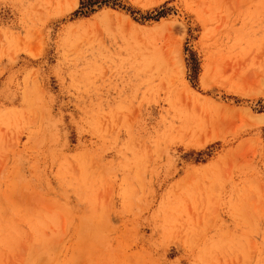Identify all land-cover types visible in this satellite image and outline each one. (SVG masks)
I'll use <instances>...</instances> for the list:
<instances>
[{"label": "rangeland", "instance_id": "374dc122", "mask_svg": "<svg viewBox=\"0 0 264 264\" xmlns=\"http://www.w3.org/2000/svg\"><path fill=\"white\" fill-rule=\"evenodd\" d=\"M0 0V264H264V0Z\"/></svg>", "mask_w": 264, "mask_h": 264}, {"label": "trees", "instance_id": "16d2710c", "mask_svg": "<svg viewBox=\"0 0 264 264\" xmlns=\"http://www.w3.org/2000/svg\"><path fill=\"white\" fill-rule=\"evenodd\" d=\"M91 1H92V0H90V2H88V3L91 4ZM104 1H108V0H104Z\"/></svg>", "mask_w": 264, "mask_h": 264}]
</instances>
